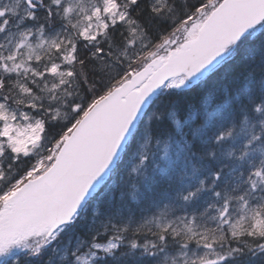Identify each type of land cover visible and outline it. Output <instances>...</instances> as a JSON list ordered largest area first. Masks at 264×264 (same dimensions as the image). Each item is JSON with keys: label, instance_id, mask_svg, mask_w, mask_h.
<instances>
[{"label": "snow or ice", "instance_id": "obj_1", "mask_svg": "<svg viewBox=\"0 0 264 264\" xmlns=\"http://www.w3.org/2000/svg\"><path fill=\"white\" fill-rule=\"evenodd\" d=\"M20 253L264 264V0H0V264Z\"/></svg>", "mask_w": 264, "mask_h": 264}, {"label": "rangeland", "instance_id": "obj_2", "mask_svg": "<svg viewBox=\"0 0 264 264\" xmlns=\"http://www.w3.org/2000/svg\"><path fill=\"white\" fill-rule=\"evenodd\" d=\"M161 148H163V145H161ZM127 163H128L129 168L134 166V163L131 160H129ZM129 201L131 203H133V204L135 203V201H131V197L130 196H129ZM19 258H20V264H24V261H25L26 258H25L23 253H20V257Z\"/></svg>", "mask_w": 264, "mask_h": 264}]
</instances>
